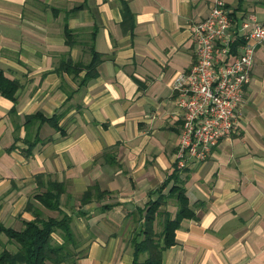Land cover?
Returning a JSON list of instances; mask_svg holds the SVG:
<instances>
[{
  "label": "crops",
  "instance_id": "obj_1",
  "mask_svg": "<svg viewBox=\"0 0 264 264\" xmlns=\"http://www.w3.org/2000/svg\"><path fill=\"white\" fill-rule=\"evenodd\" d=\"M211 2L0 0V71L19 85L14 100L0 95L1 223L20 230L23 221L64 212L77 256L59 264H133L142 221L136 210L176 169L182 110L173 85L194 62L191 25L208 15ZM225 3L235 22L250 14L264 22V0ZM90 48L100 56L97 76L80 85L85 70L74 75L59 67L66 58L88 64ZM37 112L61 113L65 133L36 121L26 129L25 117ZM235 116L236 129L209 157L176 169L197 218L181 220L161 264H264V40ZM26 135L49 141L26 156ZM52 182L63 185L58 210L37 198ZM165 211L174 217L172 198ZM161 222L154 221L157 233Z\"/></svg>",
  "mask_w": 264,
  "mask_h": 264
},
{
  "label": "built area",
  "instance_id": "obj_2",
  "mask_svg": "<svg viewBox=\"0 0 264 264\" xmlns=\"http://www.w3.org/2000/svg\"><path fill=\"white\" fill-rule=\"evenodd\" d=\"M194 62L173 85L182 110L175 168L201 162L219 141L236 129L235 113L244 100L257 45L264 40V22L253 15L238 22L225 0H212L206 17L191 25Z\"/></svg>",
  "mask_w": 264,
  "mask_h": 264
},
{
  "label": "trees",
  "instance_id": "obj_3",
  "mask_svg": "<svg viewBox=\"0 0 264 264\" xmlns=\"http://www.w3.org/2000/svg\"><path fill=\"white\" fill-rule=\"evenodd\" d=\"M123 11L131 17L125 6ZM64 34L66 37L65 43L72 45L70 30L65 28ZM90 54L91 59L88 64L74 63L66 58L59 69L74 75L81 70H85L86 73L81 79L80 85L86 84L91 78L97 76L96 68L100 62V56L93 48H90ZM18 87L17 82L5 78L0 71V95L14 100ZM60 117L61 113L45 117L37 112L26 116L24 125L27 129L30 122L36 121L39 126L46 123L63 135L65 131L62 126L58 125ZM47 141L49 140H41L37 135L33 139L26 135L21 141L26 147L21 151L27 156L36 144ZM93 190V187H91L85 191L81 198L82 203L89 201ZM164 190H166V193H164ZM62 192L63 185L52 182L48 184L45 192L37 195V198L44 207L50 210H58ZM154 192L157 193L156 199L151 198ZM154 192H149L150 199L144 208L136 210L142 215V221L138 234L140 239H137L138 236H134L132 239L133 264H138V258L142 254H145L143 264H161L162 252L174 244L175 230L179 227L181 220L197 218L189 207L184 181L181 179L178 170L174 169ZM168 198H172L175 202L176 213L174 217H171L167 211L161 212V206L166 203ZM159 216H162V229L157 233L154 231L153 226L155 219ZM71 222L72 218L64 212H61L58 218L42 219L36 216L33 220L23 221V227L20 230L6 227L0 222V234H4L9 243L16 244L15 251H10L3 246L0 251V264H46L48 261L52 264H59L74 261L77 254L73 252V249L77 247L78 241L72 230ZM54 234L58 235L60 242L54 240Z\"/></svg>",
  "mask_w": 264,
  "mask_h": 264
},
{
  "label": "rangeland",
  "instance_id": "obj_4",
  "mask_svg": "<svg viewBox=\"0 0 264 264\" xmlns=\"http://www.w3.org/2000/svg\"><path fill=\"white\" fill-rule=\"evenodd\" d=\"M2 237H5V236H3V235H1ZM4 243L0 240V249L1 248H3V246H5L6 244H4ZM8 248L11 250V249H13L10 245L8 246Z\"/></svg>",
  "mask_w": 264,
  "mask_h": 264
}]
</instances>
